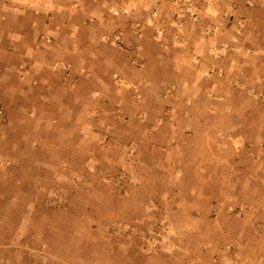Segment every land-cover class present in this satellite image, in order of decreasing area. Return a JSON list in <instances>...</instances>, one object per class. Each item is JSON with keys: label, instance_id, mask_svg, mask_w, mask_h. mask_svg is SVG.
<instances>
[{"label": "rangeland", "instance_id": "obj_1", "mask_svg": "<svg viewBox=\"0 0 264 264\" xmlns=\"http://www.w3.org/2000/svg\"><path fill=\"white\" fill-rule=\"evenodd\" d=\"M227 5L0 0V264H264V0Z\"/></svg>", "mask_w": 264, "mask_h": 264}, {"label": "crops", "instance_id": "obj_2", "mask_svg": "<svg viewBox=\"0 0 264 264\" xmlns=\"http://www.w3.org/2000/svg\"><path fill=\"white\" fill-rule=\"evenodd\" d=\"M137 3H141L140 7L136 6ZM227 3L228 0H122V8L127 13L131 10L144 12V15L138 21L140 28L150 27L153 30L157 29L156 37L158 38L160 37L158 36L160 32L158 28L160 29L161 20H166L170 24L180 25L181 28L201 29L206 26H214L221 30L227 27L229 21L225 12L226 10L229 11L230 8ZM179 10L182 14L175 16V13ZM184 40H186L185 36L179 35L177 44L184 45L186 42ZM154 59L156 60V57ZM160 60L158 57L156 61ZM178 62L179 59L174 56L172 63L176 69L179 66ZM193 65L197 64L194 63ZM199 66L203 67L205 63Z\"/></svg>", "mask_w": 264, "mask_h": 264}]
</instances>
